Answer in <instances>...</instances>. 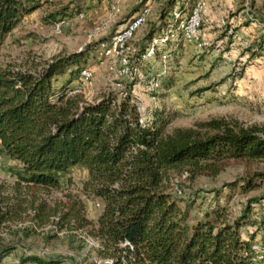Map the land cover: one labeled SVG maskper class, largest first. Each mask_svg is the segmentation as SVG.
Wrapping results in <instances>:
<instances>
[{"label":"trees","instance_id":"16d2710c","mask_svg":"<svg viewBox=\"0 0 264 264\" xmlns=\"http://www.w3.org/2000/svg\"><path fill=\"white\" fill-rule=\"evenodd\" d=\"M187 2L194 0H182L180 12ZM47 3L0 0V47L24 16ZM176 3L169 0L161 10L148 43L172 22ZM74 5L45 19L57 23L58 17L77 11L79 5ZM92 49L96 47L54 58L37 72L0 68V155L17 164L10 169L16 178L14 190L58 189L73 168L82 167L88 175L83 194L102 205L92 223L79 199L55 207L34 195L29 199L20 191L10 194L0 185V264L16 249L3 232L11 234V224L24 216L38 227L86 231L98 241L100 264H253L251 244L261 230L264 242V209L258 217L252 213L259 201L250 200L230 221L225 204L214 200L198 219L190 220L193 203L173 195L172 174L213 177L230 161L263 160L264 125L244 127L215 118L168 132L172 116L164 109L155 108L139 124V102L129 90L120 98L108 92L85 102L70 87L86 68ZM173 84L172 77L162 81L167 90ZM244 181L239 185L242 193L259 188L256 179ZM235 186L227 184L231 191ZM230 198L231 193L225 195L223 203ZM250 228L255 232L245 233ZM17 264L60 262L21 255Z\"/></svg>","mask_w":264,"mask_h":264},{"label":"rangeland","instance_id":"374dc122","mask_svg":"<svg viewBox=\"0 0 264 264\" xmlns=\"http://www.w3.org/2000/svg\"><path fill=\"white\" fill-rule=\"evenodd\" d=\"M175 1L174 9L182 3V0ZM74 2L79 8L73 14L57 18L58 22L63 23L60 31L56 32V23L46 20V16L64 7L71 8L75 6ZM145 2L49 0V3L24 16L7 36L0 47V68L37 72L54 58L88 51L89 46H99L122 30L130 18L138 15ZM168 2L157 0L152 4L145 24L128 42L131 51L122 56L100 57L96 49L90 50L85 68L91 72L90 79L84 83L75 81L70 88L78 90L82 100L88 103L97 101L108 92H114L120 98L129 90L138 99L142 119H148L149 112L155 108L164 109L172 116L166 129L168 132L215 118L234 120L244 127L263 126L264 0H205L197 41L186 42L179 34L160 44L151 59H140L138 54L147 47L148 34L159 25L161 10ZM122 57L128 62L126 66L122 63ZM162 72L159 80L154 82ZM168 77L174 81L169 90L162 86L163 79ZM14 167H17L14 161L0 155V185L8 193L20 191L29 199L34 195L55 207L71 205L79 199L84 206L85 218L95 223L102 205L83 194V184L88 177L84 168H73L61 180L58 189L37 188L29 191L22 186L15 191L16 178L10 171ZM246 178L256 179L259 188L242 193L239 185ZM234 182L237 186L231 191L227 184ZM172 183L176 187L173 195L177 199L191 200L193 203L189 211L190 220L198 219L214 200L225 204L230 221L240 214L250 200L259 201L253 203L254 217L260 216L264 209V159L230 161L223 171L213 177L172 174ZM229 193V202L223 203L225 195ZM218 194L220 196L217 198ZM11 227L12 233L5 230L3 236L16 249L1 264H17L21 255H37L42 259L57 260L60 264L102 262L95 252L98 241L86 231H59L52 224L38 227L30 216H24ZM87 229L90 230V227ZM252 232H255V228L245 229V233ZM262 233L263 230L258 236ZM258 236L251 244L256 246V260H252V263L264 264V242Z\"/></svg>","mask_w":264,"mask_h":264},{"label":"built area","instance_id":"2783aa9c","mask_svg":"<svg viewBox=\"0 0 264 264\" xmlns=\"http://www.w3.org/2000/svg\"><path fill=\"white\" fill-rule=\"evenodd\" d=\"M157 0H146L144 5L141 7V11L138 15L130 18L124 28L116 33H114L106 42L100 43L99 46H96V51L100 57H113V56H122L123 54L131 51L128 46L129 40L133 37L134 33L142 27L146 22V17L149 15L152 4ZM205 7V0H194L193 4L190 7H187L185 4L184 11L180 12L178 8L172 10V22H170L165 28L164 32L160 33L159 36L154 37L148 43L144 53L140 55V59L149 60L155 54L160 44L167 43L169 38L176 37L179 34H182L186 42H195L198 40L200 35L199 26L202 17V11ZM62 21H59L55 24L56 32L60 31L62 28ZM163 45V44H162ZM166 58V56H165ZM122 63L124 66L128 64L125 57H122ZM124 70L123 72H126ZM163 74H159L154 82ZM91 77V72L88 69L81 71L79 83H84L89 80ZM159 83V82H158ZM157 86V83L156 85ZM71 93H79L78 90L72 89ZM139 124H144V119L140 117ZM128 243H123L122 246L127 245ZM252 250H256V246H252ZM255 252V251H254ZM256 260V259H253ZM100 264V261H98ZM105 263H111V261H106Z\"/></svg>","mask_w":264,"mask_h":264},{"label":"crops","instance_id":"0c3cea01","mask_svg":"<svg viewBox=\"0 0 264 264\" xmlns=\"http://www.w3.org/2000/svg\"><path fill=\"white\" fill-rule=\"evenodd\" d=\"M191 5H192L191 3L188 4V2H187V7H190ZM170 45L174 46V44H170ZM172 46H169V47L172 48Z\"/></svg>","mask_w":264,"mask_h":264}]
</instances>
